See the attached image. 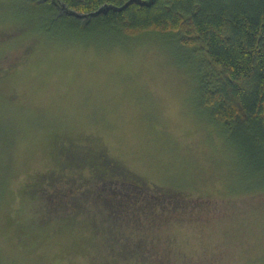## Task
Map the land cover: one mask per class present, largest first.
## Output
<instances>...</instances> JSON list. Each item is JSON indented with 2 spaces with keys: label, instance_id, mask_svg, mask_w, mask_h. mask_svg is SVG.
Here are the masks:
<instances>
[{
  "label": "rangeland",
  "instance_id": "obj_1",
  "mask_svg": "<svg viewBox=\"0 0 264 264\" xmlns=\"http://www.w3.org/2000/svg\"><path fill=\"white\" fill-rule=\"evenodd\" d=\"M40 8L0 0V156L10 166L0 176V264L116 257L84 222L52 219L20 233L35 216L22 191L57 168L54 142L91 147L155 187L202 199L191 218L147 231L142 258L113 264H264V164L203 106L197 61L182 55L178 36L96 38L102 48L61 38Z\"/></svg>",
  "mask_w": 264,
  "mask_h": 264
},
{
  "label": "trees",
  "instance_id": "obj_2",
  "mask_svg": "<svg viewBox=\"0 0 264 264\" xmlns=\"http://www.w3.org/2000/svg\"><path fill=\"white\" fill-rule=\"evenodd\" d=\"M33 2L67 40L98 45L96 38L116 41L147 30L175 33V41L184 47L182 55L197 61L203 106L217 123L233 127L264 164V0ZM101 6L108 9L90 15ZM195 45L205 53H197ZM59 143H53L51 152L57 168L35 175L22 191L35 216L18 225L21 234L52 219L70 226L84 222L103 237L104 246L116 250L109 263L139 260L151 250L147 231L191 218L203 204L200 197L155 187L103 152ZM6 144H0V153ZM9 167L0 156L1 178ZM79 169L89 173L82 175Z\"/></svg>",
  "mask_w": 264,
  "mask_h": 264
},
{
  "label": "water",
  "instance_id": "obj_3",
  "mask_svg": "<svg viewBox=\"0 0 264 264\" xmlns=\"http://www.w3.org/2000/svg\"><path fill=\"white\" fill-rule=\"evenodd\" d=\"M126 5V4H125ZM124 5V6H125ZM123 6V7H124ZM108 9V6H101V7H99L96 11H94V12H92V13H90V15H93V14H99V13H101V12H103V11H106ZM83 16H86V14H83Z\"/></svg>",
  "mask_w": 264,
  "mask_h": 264
}]
</instances>
